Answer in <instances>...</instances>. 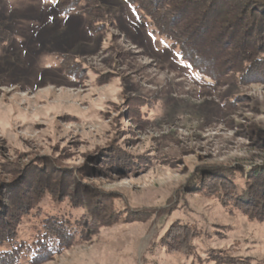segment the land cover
<instances>
[{"label":"rangeland","instance_id":"obj_1","mask_svg":"<svg viewBox=\"0 0 264 264\" xmlns=\"http://www.w3.org/2000/svg\"><path fill=\"white\" fill-rule=\"evenodd\" d=\"M59 1L0 0L12 33L0 47V220L35 195L23 238L60 206L85 219L80 243L35 264H264V218L204 190L253 179L251 208L264 203V80L193 70L126 0H96L94 24L60 13ZM236 1L211 11L219 18ZM183 2V14L197 13ZM48 187L68 190L93 219L58 207Z\"/></svg>","mask_w":264,"mask_h":264},{"label":"trees","instance_id":"obj_2","mask_svg":"<svg viewBox=\"0 0 264 264\" xmlns=\"http://www.w3.org/2000/svg\"><path fill=\"white\" fill-rule=\"evenodd\" d=\"M95 1L62 0L58 2V10L63 14L82 13L87 16L89 23L94 24L98 9ZM126 1L133 5L142 18L148 19L157 32L178 48V54L193 70L217 79L218 74L213 68L218 65L217 67L238 73V81L249 78L264 80V34H260L261 28L264 29V1L237 0L234 5L229 4L219 18L216 11L214 13L211 11V4L215 0H191L192 8L197 12L192 15L183 14L182 8L189 4L183 0H179L178 3L175 0ZM161 1H164V4L160 6ZM79 4L84 7L78 9ZM187 19H192L193 24L187 25L184 22ZM255 31L259 34L257 32L253 34ZM232 33L238 35L239 43L236 47L228 44ZM11 39L12 33L0 26V47L9 43ZM218 42L221 45L217 49L214 45L219 44ZM69 59L65 56L61 62L67 72L71 67ZM252 180L243 187L235 186L229 190H225L223 182H213L211 187L207 186L208 188L204 190L209 194H221L222 198L226 199L225 204L230 203L245 212L248 217L263 219V202L256 209L251 208L260 203L255 197L256 194H249ZM46 191L50 192L57 206L64 203L72 208L82 207L88 213L87 218L93 219L90 208L87 205L82 206L68 190L61 188L55 191L48 187ZM40 198L37 196L35 201L31 199L28 202H19L18 206L15 205L6 214V218L0 220V264H19L20 260L35 264L43 258L59 253L64 247L80 243L84 238L86 231L84 218L80 217L81 214L74 216L73 210L70 212L61 206H58L57 212L44 215L39 225L32 228L31 236L27 238L19 236V224L24 217L33 214L32 210L37 207ZM180 235L178 233L174 238L173 235L172 241L167 237L166 243L172 249H181ZM183 238L186 240V235ZM175 241L178 243L174 244ZM186 241L188 245L189 242Z\"/></svg>","mask_w":264,"mask_h":264}]
</instances>
